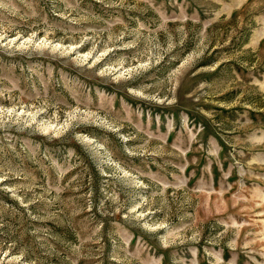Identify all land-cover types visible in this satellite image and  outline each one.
Instances as JSON below:
<instances>
[{"label": "rangeland", "instance_id": "1", "mask_svg": "<svg viewBox=\"0 0 264 264\" xmlns=\"http://www.w3.org/2000/svg\"><path fill=\"white\" fill-rule=\"evenodd\" d=\"M0 264H264V0H0Z\"/></svg>", "mask_w": 264, "mask_h": 264}]
</instances>
